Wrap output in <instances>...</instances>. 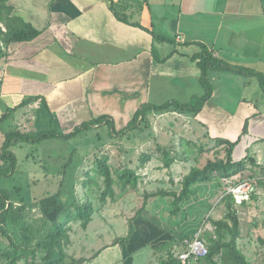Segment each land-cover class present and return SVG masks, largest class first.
<instances>
[{
  "label": "crops",
  "instance_id": "obj_1",
  "mask_svg": "<svg viewBox=\"0 0 264 264\" xmlns=\"http://www.w3.org/2000/svg\"><path fill=\"white\" fill-rule=\"evenodd\" d=\"M8 4L13 6L14 15L42 31L32 41L11 45L7 55L0 57V99L4 104L11 103L8 107H12L24 96H38L33 104L21 108L20 115L14 119L19 126L24 122L26 131L33 134L51 129L69 133L100 115L110 117L115 129L121 130L142 103H162L169 99L187 103L194 95L202 96L205 91L199 79L200 69L190 58L198 48L182 45L185 42H202L225 61L264 73V3L258 6L251 0H148L135 19L145 28L173 38L174 43L155 40L148 31L119 21L110 10L109 0H8ZM174 49L177 52L171 54ZM167 55L164 62L156 59ZM210 81L212 96L195 116L177 110L150 114V121L155 117L183 118L180 124L183 129L179 131L190 137L183 138L180 152L176 146L178 141L167 138L168 133L165 132L162 142L152 135L153 140L156 139V150L147 152L151 158L144 166L134 167L141 178L138 186L125 191L115 187L118 195L114 200L98 206L100 203H95V197L101 191L102 181L99 180V186L88 188L78 179L87 171L94 173L92 169L100 157L98 151L112 144L119 148L118 160L123 165L134 148L146 144L151 133L146 134L147 137L143 134L150 126L119 136L110 135L98 146L93 144L91 150L83 141L77 146V158L67 168L63 187H56L57 191L62 190L63 196L42 199L37 207L53 220L72 201L82 203L83 198L90 197L94 203L95 212L86 228L79 221L71 223L64 264H78L73 259H84L82 264H135V257L141 252L152 256L159 264L169 251H177L181 238L193 234L182 232V227L172 222L173 218L167 213L172 209L171 198L166 196L160 201L153 197L148 201L143 197L141 203L152 204V212L146 206L141 212L136 208L125 212L121 206L124 198L133 203L134 196H144L158 189L178 191L182 177L195 165L193 159L199 150L193 144L207 146L214 144L215 138L235 141L240 137L232 152L233 160L250 156L256 165H249L236 175L255 183L264 178V110L256 99L257 94L247 93L251 81L229 71L212 72ZM246 120L247 132L242 134ZM100 128L109 129L98 124L88 130ZM167 129L173 132L172 128ZM16 146L22 147V143ZM159 146L172 148L170 153L175 160L170 167L163 166ZM192 148L194 154L188 152ZM105 154L113 167L112 155ZM194 189L195 200L205 209L210 203H217L216 209L223 206L217 200L223 192L221 182L200 183ZM155 204H160L161 210L167 209L165 215L161 217ZM189 204L190 201L181 205L184 209ZM217 215L218 218L223 216ZM204 217L203 223L211 224L207 220L209 214ZM118 218L126 223V228H121L119 233L113 228ZM130 219L134 229L128 241L120 239L113 244L127 235ZM43 244L47 251L40 264H50L58 257L59 244L50 241Z\"/></svg>",
  "mask_w": 264,
  "mask_h": 264
},
{
  "label": "trees",
  "instance_id": "obj_2",
  "mask_svg": "<svg viewBox=\"0 0 264 264\" xmlns=\"http://www.w3.org/2000/svg\"><path fill=\"white\" fill-rule=\"evenodd\" d=\"M109 2L111 12L119 21L148 31L155 40L174 43L173 38L157 34L153 30L145 28L139 20L135 19V16L139 15L144 6L148 4V0H109ZM13 11L14 8L8 4V0H0V57L7 55V50L11 45L32 41L42 32L31 23L14 15ZM182 45H193L198 48V51L191 55L190 58L197 62L200 69L199 79L205 91L202 96L194 95L187 103H181L176 99H169L162 103H142L134 113L132 119L121 130L115 129L113 120L107 115H100L83 122L69 133H62L51 129L33 134L29 131L20 130L17 125L10 126L7 130L3 131L4 138L0 147V179L10 178L14 175L18 161L12 148L19 143H39L42 140L50 138L71 139L88 130L91 126L98 124L106 125L110 130L111 136H119L138 127H148L150 124L149 116L154 112L163 113L177 110L181 112L187 111L195 116L212 96L213 87L210 81L212 72L229 71L244 77H255L264 94V73L250 67L231 64L215 55L214 50L202 42L189 41ZM173 52H177L176 49L171 54ZM168 57L167 55L161 59H156L164 62ZM37 99L38 96H24L17 105L7 107L5 112L0 115V130L2 129L1 125L5 121L14 118V113L17 110L33 104ZM247 127L248 121L246 120L242 134L247 132ZM239 139L240 137L235 141H231L224 138H215L213 139L214 144L208 149L204 146L199 147V145L193 144L195 148H198V154H201L205 150H212L214 157L212 159L207 158L202 166L193 165L182 177L180 181L181 187L178 191L158 189L151 193H145L144 197L146 199L158 196L171 198L172 209L170 213L177 215L181 204L189 202L196 195L194 187L197 184L213 180L222 183L223 177L240 174L248 169L249 165H256L255 159L250 156H246L238 161L233 160L232 152ZM188 143L190 144V142ZM160 149L163 155V166L170 167L175 160V157L171 156V149L167 147H160ZM189 151H192L193 154L195 153L193 149H188ZM199 157L198 155L194 156V162L198 161ZM150 158V153H142L139 157V165L144 166ZM70 164V159L63 163L62 169L59 171L60 174H63V177L58 179L57 187H63L67 168ZM92 170L93 174L90 171L86 172L83 185L88 188L94 185L99 186V179L101 178L100 204H105L108 200L116 198L115 187H120L122 191H125L136 188L139 183L137 169L124 167L115 171L109 162L108 155L97 158ZM256 184L264 188V178L257 179ZM13 193L19 195L17 204L12 199ZM41 194L43 196H31L30 194V197L26 198L21 186H12L9 190L0 187V264H40L41 257L47 251V247L43 244L45 241H50L51 243L58 242L59 244L58 257L51 261L50 264H64L65 258L68 257L65 247L70 242L69 230L71 229V223L79 221L81 226L86 228L95 212L94 203L88 197L82 203L72 201L68 206L61 209L60 213L53 220L45 214L35 217L33 216V210L40 205L42 199L52 196L56 199L63 196L62 190L53 194L44 192ZM255 197H258V195H253L252 199ZM220 200L219 202L224 203L225 206L224 215L218 219L208 217L207 220H210L213 227V233H208L205 237L208 241V253L206 256L196 260L194 264H252L238 245L241 235V221L237 207L234 204V199L231 194H224ZM133 229L134 225L132 224V219H130L127 235L116 239L113 244L119 243L120 239L127 242ZM260 241L264 244V238L260 239ZM83 260L73 259V262L82 264ZM175 261L176 258L169 251L167 258L161 259L159 264H170Z\"/></svg>",
  "mask_w": 264,
  "mask_h": 264
},
{
  "label": "rangeland",
  "instance_id": "obj_3",
  "mask_svg": "<svg viewBox=\"0 0 264 264\" xmlns=\"http://www.w3.org/2000/svg\"><path fill=\"white\" fill-rule=\"evenodd\" d=\"M262 1L263 2H261V0H251L252 4L258 5V6H262L261 3H264V0ZM224 72H228V71H224ZM246 79L251 81L250 85H248V87L246 88L247 93L250 95L257 94L256 99L258 100V103L260 104V108L264 110V94L262 93L256 78L246 77ZM3 101L4 100L0 99V115L3 112H5L8 106H11V103L8 105H5ZM19 113H20V109L14 113V118L5 121L1 125L2 129L0 130V147H1V144L4 138L3 131L7 130L10 126H13V125L19 126L18 124L14 123V119H17ZM181 121H183V118H179V117L174 118L173 116L166 117V118H156L155 117L154 120H151L150 121L151 124L149 125L150 127L146 128L145 133L143 134L145 137L146 134H149V132L151 133L149 137H147L146 135L147 137L146 144H144L142 147L134 148V151L129 154V160H124L123 165L118 160V156L120 155L121 152L119 151V148L115 146L114 144L110 145V147L107 148L106 150H99L97 156L99 155L100 157H102L106 152L112 155L113 157L112 163H113V168L115 171H117L120 168H124V167L134 168L139 165L138 161H139V157L141 153H144V152L147 153L149 152L150 149H153L154 151L156 150L155 141L157 139V141L162 142L163 141L162 137L165 136V132L169 134L167 138H171V139L176 138L175 142L178 141L179 143V144L177 143L176 146L179 147L180 149L179 151L181 152L180 146H184L182 145V143H184L183 140L184 139L186 140V137H190V136H187V134H183V132L179 131L180 129H183L182 126L180 125ZM167 127L172 128L173 132L169 133V129H167ZM19 128L20 130H23V131H26L27 129L24 122H23V126L20 125ZM152 135L156 136L155 140H153ZM109 136H110L109 129L106 130L105 128H100L97 130L84 131L78 137L71 138V139L50 138V139L42 140L39 143H22V147L16 146L15 148H13V151L16 154L17 161H18L15 173L10 178L0 179V187L6 188L9 190V188H11L12 186H21L22 192L25 194L26 198H29L30 194L31 196L32 195L43 196V194H41L42 192L53 194L52 193L53 191L55 190L57 191L56 187L58 186L57 184L58 179L63 177V174H60L59 172L62 169L63 163L68 161L69 159L71 160V164L74 163L73 161H75V159L77 158L76 152L79 151V148H77V146L80 145L81 141H83L86 144V147L88 148V150L89 149L91 150L95 144H97L98 146L101 140H108ZM134 136L136 139L137 135H134ZM178 136H179V139L177 138ZM167 138H166V141H168ZM118 141H119V138L116 139V142ZM212 145L213 144L210 143L209 145L204 146V147L208 149ZM130 146L132 147V145ZM162 147H167V146H161V148ZM73 151L75 152L73 153ZM45 155H47V157ZM198 156H200L199 160L194 163L199 166H202L207 160V158L212 159L214 157L212 150L210 151L205 150L201 154H198ZM42 160H46V162L43 163ZM46 169L47 171H45ZM45 174L47 175L46 177H45ZM85 178H86V175H84V177H83V174L82 176L80 175L78 182L80 183L82 180L84 181ZM139 179L141 178L139 177ZM242 179H246V178L243 177ZM99 180H101V178ZM141 181L144 182V180H141ZM33 182L34 183L38 182V183H36V185H33ZM48 183L51 185H48ZM141 189H143V187ZM116 195L118 194L116 193ZM143 197L144 196H141V194L134 196L132 198L133 203H129V201L126 198H124L122 201L121 207L124 209L125 212L128 210L134 209V208H136L137 210H139V212H141L142 208L146 206L147 210L149 212H152L154 208H151V207H154V206L149 203L142 204L141 202L143 200ZM18 198H19V195L17 193H13L12 199L14 203L16 204L18 203ZM162 198L163 197L161 196L156 197V199H159L160 201L163 200ZM195 198L192 197V199L190 200L191 204H189V206H186L187 208L185 207L183 209V206L181 205L182 207L180 208L177 216H175L174 214H170V210L167 212L168 215H170V217L173 218L172 222L179 224L182 227V232L189 234V235L194 234V232L197 231L200 227H203L205 224H208L207 222L203 223L205 215L209 214L210 216L209 218L216 219L218 218L217 214L224 215V209H225L224 203L222 202L221 204L223 206H220L219 209L218 208L216 209L217 203L216 204L210 203L208 208L205 209L200 204V201L198 199L195 200ZM86 199L83 198L82 201L80 200L79 201L83 202ZM218 199L219 201H221L220 200L221 198L218 197L217 200ZM149 200H151V198H149L148 201ZM99 202L100 201H99V193H98L96 194V197H95V203L97 204ZM99 205H102V204H98V206ZM195 205L201 206L202 208L196 209ZM155 206L159 208L161 217L165 215V211L167 209L161 210L160 204L159 205L155 204ZM202 212H203V216H202ZM237 212L239 214L240 221H241V235L238 240L239 248L242 250V252L245 254L247 259L252 264L264 263V244L260 241V239L264 238V198H261V200L251 199L248 203H245L241 206H237ZM41 214L42 213L40 212L38 208L33 210V216L40 217ZM115 220H114L115 224L113 228L116 229L117 233H119L121 228H123V230L124 228H126V223L124 222L123 218H122V221L120 220V218H118L117 221ZM208 221L210 222V220ZM210 225L212 227V224ZM208 233L212 234L213 231L206 230L203 234L204 238L206 237ZM148 248L149 247L145 248L146 251L148 250ZM179 249L180 247L178 248V250ZM143 254L144 253L141 252L138 254V256L135 257V264H156V260L153 259L152 256H145V254L144 255Z\"/></svg>",
  "mask_w": 264,
  "mask_h": 264
},
{
  "label": "built area",
  "instance_id": "obj_4",
  "mask_svg": "<svg viewBox=\"0 0 264 264\" xmlns=\"http://www.w3.org/2000/svg\"><path fill=\"white\" fill-rule=\"evenodd\" d=\"M222 184L223 192L221 197L224 194H231L236 207L248 203L253 195L264 198V189H260L252 179H239L237 175H233L223 177ZM209 225L205 224L191 236L182 237L179 242L181 245L180 249L171 251L176 261L170 264H194L196 260L206 256L208 253V243L203 234L206 230L213 231V227Z\"/></svg>",
  "mask_w": 264,
  "mask_h": 264
}]
</instances>
